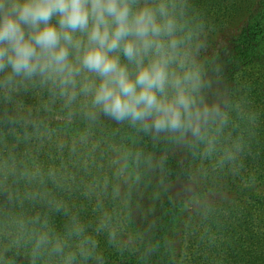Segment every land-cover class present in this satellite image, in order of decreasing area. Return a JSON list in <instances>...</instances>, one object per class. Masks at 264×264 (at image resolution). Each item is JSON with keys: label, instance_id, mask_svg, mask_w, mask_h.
<instances>
[{"label": "clouds", "instance_id": "obj_1", "mask_svg": "<svg viewBox=\"0 0 264 264\" xmlns=\"http://www.w3.org/2000/svg\"><path fill=\"white\" fill-rule=\"evenodd\" d=\"M227 68L193 0H0V264H154L148 142L264 196Z\"/></svg>", "mask_w": 264, "mask_h": 264}, {"label": "trees", "instance_id": "obj_2", "mask_svg": "<svg viewBox=\"0 0 264 264\" xmlns=\"http://www.w3.org/2000/svg\"><path fill=\"white\" fill-rule=\"evenodd\" d=\"M193 3L205 17L210 35L219 28L224 29L241 12L247 14L245 27L228 43L221 59L228 65L230 86L264 113V0H193ZM258 140L253 154L246 160V167L256 171L264 181V123ZM163 146L145 145L152 155L158 152L157 161H163L161 167L148 173L150 184L146 197L159 193L160 202L149 220L157 222L156 238L168 241L167 229L170 225H181L185 206L184 202L165 195L166 192L161 193L159 187L166 181L191 180L198 159L172 146L164 151ZM209 171L213 175L200 194L192 197L195 199L188 216L187 259H182L179 245L169 247L168 244L169 251L154 257V264H213L218 257L221 264H264V196L245 189L241 180L232 174L216 173L210 168ZM209 195L215 197L216 203L200 207L199 196Z\"/></svg>", "mask_w": 264, "mask_h": 264}, {"label": "rangeland", "instance_id": "obj_3", "mask_svg": "<svg viewBox=\"0 0 264 264\" xmlns=\"http://www.w3.org/2000/svg\"><path fill=\"white\" fill-rule=\"evenodd\" d=\"M256 2V0H253ZM258 1V0H257ZM246 20H247V14L243 11L241 14L236 15L227 25L225 26L224 29L219 28L217 29L213 34H209V40L211 44V48L214 54H217L218 56H221V58H224V51L226 50V47L228 43L233 39L236 38L238 35H240L242 29L246 25ZM151 144V142H148L146 145ZM159 145H164L163 150L167 151V149L170 147V145H166L164 143H158ZM158 149V148H157ZM155 154H158V152H155L153 157L155 159ZM201 166V161L198 160L197 164H195L194 168V175L197 176V180L195 183H193L192 179L191 180H176V181H166L162 183V186H160V190L162 191L161 193H165V195H169L170 198L176 199L179 202H184V213H183V222L181 225H170V227L167 229V238L169 241V247H176V245H179V248H181V253L184 255L182 258L183 260L187 259V252L185 250V247L187 246V237L186 233L189 227L188 226V220H189V213L192 211V201L196 197V194H200L202 189L204 188V184L209 181L211 175H213L212 172L209 170L206 173H198V169ZM155 171V170H153ZM192 185L193 191H188L186 192V186ZM149 186V185H148ZM148 191V187L145 191L144 198H143V205L145 208H152V214L154 215V210L156 209L157 204L160 202L159 198H147L146 193ZM152 202H149V201ZM212 203H216L215 197L212 195L206 196V198L199 196V206L205 205H210ZM198 217H201L198 216ZM200 219L196 220L195 224L198 223ZM201 222V221H200ZM137 226H142L140 224V221L137 220ZM201 226L198 228V231H200ZM186 256V257H185ZM187 264V263H185Z\"/></svg>", "mask_w": 264, "mask_h": 264}]
</instances>
